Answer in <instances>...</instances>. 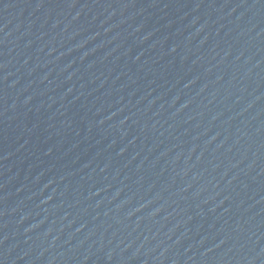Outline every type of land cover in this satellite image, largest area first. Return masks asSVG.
<instances>
[{
    "label": "water",
    "instance_id": "water-1",
    "mask_svg": "<svg viewBox=\"0 0 264 264\" xmlns=\"http://www.w3.org/2000/svg\"><path fill=\"white\" fill-rule=\"evenodd\" d=\"M0 264H264V0H0Z\"/></svg>",
    "mask_w": 264,
    "mask_h": 264
}]
</instances>
